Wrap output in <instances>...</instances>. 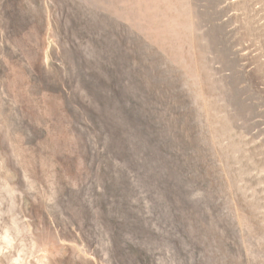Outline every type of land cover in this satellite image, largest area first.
<instances>
[{
    "label": "rangeland",
    "instance_id": "374dc122",
    "mask_svg": "<svg viewBox=\"0 0 264 264\" xmlns=\"http://www.w3.org/2000/svg\"><path fill=\"white\" fill-rule=\"evenodd\" d=\"M0 264H264V0H0Z\"/></svg>",
    "mask_w": 264,
    "mask_h": 264
}]
</instances>
